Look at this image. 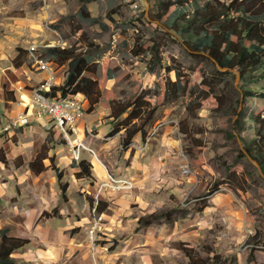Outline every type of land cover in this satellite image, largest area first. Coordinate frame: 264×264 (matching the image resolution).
Listing matches in <instances>:
<instances>
[{
    "label": "rangeland",
    "instance_id": "obj_1",
    "mask_svg": "<svg viewBox=\"0 0 264 264\" xmlns=\"http://www.w3.org/2000/svg\"><path fill=\"white\" fill-rule=\"evenodd\" d=\"M154 2L0 0V101L10 108L23 107L16 86H41L50 80L51 71L57 85H62L69 62L48 56L46 49L73 48L88 59L84 75L96 79L101 91L93 113L86 100V122L77 123L82 133L74 142L84 139L88 147L81 149L87 154L76 161L91 157L94 172L126 173L136 186L127 194L131 216L102 214L93 249L89 232L95 219L90 199L97 193L93 168L92 176L77 178L80 169L72 166V149L59 130L47 129L40 155L48 157V169L42 176L25 177L17 192L0 190L3 227L31 239L13 256L16 264H93L95 259L98 264H189L184 247L204 259L218 255L219 264H264V173L244 147V140L258 137L261 130L251 113L264 109V99L245 97L243 91L244 87L264 92V78L244 81L239 71L218 72L231 69L220 68L206 53L196 54L180 34L155 19ZM32 45L42 55L29 51ZM153 52L159 61L156 55L152 58ZM41 59L48 62L46 68ZM165 66L181 71V88L171 86L176 70L168 72ZM203 77L217 83L218 94L208 92ZM142 89L150 90L156 105L146 124L150 133L145 144L140 138L132 145L139 133L127 146L126 129L120 126L123 136L116 146L108 145L110 135L99 137V127L109 122L115 126L127 115L112 118L111 100L127 102ZM243 108L245 130L238 132L235 122ZM3 116L0 106V142L9 133L2 130ZM92 118L97 119L90 125ZM135 122L143 123L135 120L130 127ZM0 149L6 168L26 164L23 156L7 159L2 143ZM51 158L64 171L65 195ZM27 166L21 168L23 175L28 174ZM3 177L1 173V185ZM17 177L12 179L15 185ZM107 182L118 184L109 174ZM115 193L110 194L112 199ZM115 206L109 214L115 215ZM41 210L47 214L39 216ZM152 213L161 217L151 225L138 223Z\"/></svg>",
    "mask_w": 264,
    "mask_h": 264
},
{
    "label": "trees",
    "instance_id": "obj_2",
    "mask_svg": "<svg viewBox=\"0 0 264 264\" xmlns=\"http://www.w3.org/2000/svg\"><path fill=\"white\" fill-rule=\"evenodd\" d=\"M86 2L87 0H81ZM193 7V11L188 9ZM87 7H82V13L88 14ZM155 19L163 22L165 26L172 31L180 34L187 45L197 52L206 53L209 57L215 59L221 67H227L231 70L218 71L222 74H234L232 70L239 71L241 79L244 81H255L264 78V0H155L153 8ZM98 21V19H93ZM153 48V46H152ZM194 52V53H195ZM46 53L50 57H56L62 62L68 61V74L62 85H55L47 92L50 96H67L69 93L82 92L86 100L90 103L89 112L93 110L94 105L99 102L101 91L98 81L92 77L85 76L84 73L89 70L88 59L75 50L49 47ZM159 61L156 52L152 53V58ZM207 57V56H205ZM208 58V57H207ZM44 63L48 62L41 59ZM155 68L151 69L154 72ZM165 70L171 72L176 70L177 78L171 81V86L182 87L181 71L171 66H165ZM261 71L258 76L255 74ZM249 76V78H248ZM256 76V77H255ZM255 79V80H254ZM203 83L209 86L208 92L218 94L216 82H212L208 77H203ZM245 97H260L264 99V92L257 93L254 90L243 87ZM150 90H140L133 98L127 102L111 100V117L121 118L127 114L122 123L114 126L110 135L120 130V126L126 129L124 143L126 145L132 142V139L141 134L146 137V124L153 119L156 112V105L152 102ZM169 90H166V95ZM148 112V113H147ZM245 109L239 112V117L235 122V128L238 132L245 130L243 116ZM88 113V111H87ZM147 113V115H145ZM146 117H145V116ZM142 119L143 123H133ZM253 119L261 128L258 137L250 141L244 140V147L252 159L258 162L260 169L264 173V109L257 114L251 113ZM1 152V149H0ZM43 156H39L30 163V167L35 172L44 169ZM52 160V167L56 172L59 186L66 194L68 183H63V169H60ZM0 161L7 163L5 157L0 156ZM39 164L38 167H36ZM74 167H79L76 172L77 178L85 175L92 176V164L82 159L74 161ZM95 198L90 199V204L94 206ZM97 212L102 213L105 210L101 198L98 201ZM47 214V213H45ZM161 215L152 213L148 217H140V225H151ZM31 243V239L25 236L10 234L8 227L0 228V264H16L13 254ZM183 251L189 258V264H219V256L216 255L209 259H204L193 248L184 247ZM213 261L209 263V260ZM218 261V262H216Z\"/></svg>",
    "mask_w": 264,
    "mask_h": 264
},
{
    "label": "crops",
    "instance_id": "obj_3",
    "mask_svg": "<svg viewBox=\"0 0 264 264\" xmlns=\"http://www.w3.org/2000/svg\"><path fill=\"white\" fill-rule=\"evenodd\" d=\"M48 75V73H46ZM48 77V76H47ZM44 84V83H43ZM42 84V85H43ZM58 84V83H57ZM17 95H20V92H16ZM21 96V95H20ZM22 99L28 101L29 97L26 94H23ZM12 102V101H11ZM10 102V103H11ZM3 104V105H2ZM0 106L3 109V114L4 116L2 117V123H5L10 117H13L17 114H19L21 111H23L25 109L24 107H20L19 105H11V108L7 105H5V103L0 101ZM5 107V108H4ZM5 109V111H4ZM30 110L34 111L35 109L31 106ZM93 112L90 113V115ZM97 118H92L90 120H88V122L90 123V125L94 124V122H96ZM50 118L48 116H42V117H36V116H31L30 117V123L24 127L18 128L16 130L10 131L7 135V139L3 141H1L0 143L3 144V147L5 149V151L7 150V159H11V160H15L16 158L23 156V158L25 159L28 169V174H22V170L21 168L23 166H25L24 164H22L20 167H17L16 165H14L13 169H9L6 168V163L0 161V175L1 173H3L5 175V177H3V184H0V190L3 191H12L15 190L16 192L18 191V187H20V184L25 182V177H28V175L30 176H42L43 173L48 169L49 164L47 163L48 157L47 156H43L45 158H43V165H44V169L41 170L40 172H35L33 171V169L30 167V163L34 160H36L40 155V149L42 147V145L44 143H46V138L44 139L45 136H43L45 133H47V124L49 123ZM86 125V123H84ZM84 125V126H85ZM77 128H78V133L81 131V129L79 130V124H77ZM88 128V127H87ZM114 126L111 125V123L109 122V124H103L99 127L98 129V136L103 138L106 134L110 135V132L113 130ZM89 130V128H88ZM120 131V130H119ZM116 132L113 135L109 136V140L107 142L108 145L110 146H116L117 143L119 142V138L123 135H121L122 133L120 132ZM77 133V135H78ZM82 133V131H81ZM150 133L147 132V135ZM38 135H42V136H38ZM15 136V140L12 139V137ZM43 137V138H42ZM142 135H138L134 140H132V142L130 144L134 145V143L137 144V141L141 140L143 142H141L142 144H145V139ZM16 138L19 139L16 140ZM84 138H85V129H84ZM136 141V142H135ZM43 142V143H42ZM85 146H87L84 143V139L81 141ZM151 143V142H150ZM150 145V144H149ZM148 145V146H149ZM128 146V145H127ZM88 147V146H87ZM54 150V147H51V151ZM92 150L94 151V153L96 154L95 150L92 148ZM83 153H81V155H86L87 153H85V149L82 150ZM93 153V154H94ZM97 155V154H96ZM82 158H86V160H89L91 163L93 162L91 157H82ZM99 159V158H98ZM100 160V159H99ZM136 161L138 162V159H136ZM12 163V162H11ZM137 164V163H136ZM11 165V164H10ZM94 165V163H93ZM104 165V164H103ZM38 167V165L36 166ZM105 167V165H104ZM19 171H17V170ZM53 169V167H52ZM21 172V173H20ZM106 172V173H105ZM18 173H20L23 177L21 178ZM114 176V178L118 181H123L125 183H131V187L128 188H122L119 190H114L116 191L115 193V197L113 199H115V201H112V197H111V193L112 191L109 190V188L105 189L102 193H101V200L103 202V206L105 207V210L102 212V214L104 216H108L109 218H118V217H122L123 216H127L130 214V210H127V204L129 203V196L127 195L128 193H130V191H133L134 188H136L135 186V182L132 181L131 179V175H128L126 173H115L113 171H109L106 170L102 172V174H98L96 172H94V167H93V174L96 178L95 181V189L96 192L98 190V185L101 182H104L107 180L108 178V174L110 176H112L111 174ZM15 175H17L18 177L16 178V185L12 182V179L15 178ZM130 176V177H129ZM5 186V187H4ZM18 186V187H17ZM95 196V195H94ZM117 204V206H115V215L109 214L108 210L112 208V204ZM47 210V209H46ZM46 211L41 210L39 213V216L42 214H45ZM131 216V215H129ZM32 223V220H31ZM6 222L3 221L2 218H0V228L3 227V225H5ZM16 235V234H14ZM18 236H23V235H18ZM29 237V236H28ZM32 245V244H31ZM16 253V252H15ZM15 253L13 254V256H15Z\"/></svg>",
    "mask_w": 264,
    "mask_h": 264
},
{
    "label": "built area",
    "instance_id": "obj_4",
    "mask_svg": "<svg viewBox=\"0 0 264 264\" xmlns=\"http://www.w3.org/2000/svg\"><path fill=\"white\" fill-rule=\"evenodd\" d=\"M29 51H35L37 55H42L39 48H37V45H32L29 48ZM35 69L37 70V68ZM54 80L55 71H51L49 86H34L30 89L22 85L16 86V90L21 93L20 105H23V107L25 106V109L19 114L10 117L4 123L2 130L5 132H10L24 127L30 123V117L32 115L36 117L48 116L50 118V121L46 125L47 129L59 130L63 138L68 143L69 147L72 149L74 159L79 160L81 156V149L86 147L81 141L75 143L74 137L77 136L78 133V121L84 119L86 122L87 110H85L84 105L86 97L82 92L69 93L64 97L50 96L49 94H47V92H50L51 88L57 85V81ZM23 94L28 95V101L22 99ZM31 106L35 109L34 111L30 110ZM91 152L94 153L93 151ZM131 186V183H123L119 180L118 184H110L106 180L98 185L97 193L94 196L95 203L93 206L95 219L89 231L90 239L93 242V249L95 248V238L101 228L103 221L102 213H98L96 210L101 193L107 188L119 190ZM93 264H98L96 259Z\"/></svg>",
    "mask_w": 264,
    "mask_h": 264
},
{
    "label": "bare ground",
    "instance_id": "obj_5",
    "mask_svg": "<svg viewBox=\"0 0 264 264\" xmlns=\"http://www.w3.org/2000/svg\"><path fill=\"white\" fill-rule=\"evenodd\" d=\"M42 68H46L47 64H44L43 62H41ZM50 81V80H49ZM49 81L41 86H49Z\"/></svg>",
    "mask_w": 264,
    "mask_h": 264
},
{
    "label": "water",
    "instance_id": "obj_6",
    "mask_svg": "<svg viewBox=\"0 0 264 264\" xmlns=\"http://www.w3.org/2000/svg\"><path fill=\"white\" fill-rule=\"evenodd\" d=\"M214 61L218 64V66L220 67V68H223V67H221L220 65H219V63L214 59Z\"/></svg>",
    "mask_w": 264,
    "mask_h": 264
}]
</instances>
